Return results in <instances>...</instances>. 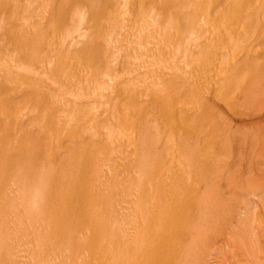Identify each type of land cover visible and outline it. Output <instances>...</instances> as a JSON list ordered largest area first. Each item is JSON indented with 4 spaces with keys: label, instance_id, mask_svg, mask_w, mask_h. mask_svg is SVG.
<instances>
[{
    "label": "bare ground",
    "instance_id": "obj_1",
    "mask_svg": "<svg viewBox=\"0 0 264 264\" xmlns=\"http://www.w3.org/2000/svg\"><path fill=\"white\" fill-rule=\"evenodd\" d=\"M224 4L230 11L217 19L216 8ZM246 33L264 45V0H0V264L196 259L195 241L206 229L194 209L212 197L207 182L199 191L196 181L208 176L210 162L208 145L191 142L184 127L197 126L200 114L218 104L208 99L215 82H233L231 104L246 99L247 84L264 94V69L244 63L242 78L222 65L220 76L204 74L217 41L233 43ZM254 52L264 57V48ZM179 58L183 68H175ZM130 62L134 67L120 74ZM116 80L126 85L122 94L112 91ZM151 99L165 102L164 118L153 117L155 124L138 108ZM244 100L241 105L250 101ZM89 101L95 102L94 112L85 113ZM33 117L39 134L24 126ZM157 119L170 123L161 130ZM104 133L103 146L94 147L93 135ZM201 135L210 143L207 126ZM108 142L126 145L113 165L122 177L115 175L120 182L111 187L104 177L113 163L105 158ZM258 144L263 157L264 129ZM79 174L88 177L81 180ZM83 183L97 197L92 210L86 204L91 213L84 218ZM119 210L124 223L112 219L100 225L105 243L95 244V254L99 220L92 218ZM16 226L27 232L26 238L25 232L18 235L25 239L24 250L12 244Z\"/></svg>",
    "mask_w": 264,
    "mask_h": 264
},
{
    "label": "rangeland",
    "instance_id": "obj_2",
    "mask_svg": "<svg viewBox=\"0 0 264 264\" xmlns=\"http://www.w3.org/2000/svg\"><path fill=\"white\" fill-rule=\"evenodd\" d=\"M216 9L220 12V15L218 16L217 19H219V17L221 16L223 17L226 16L230 11L228 6L225 4L220 5ZM250 36H251L250 33H246L241 37L242 39L239 38L241 42L243 41L242 42L243 44L238 41L239 39L233 41V43L234 42L236 43V44L234 43L235 45H233L231 39H230L231 42L228 41L229 39L228 40L223 39L217 41V43L214 44L211 49V53H210L211 56L209 58V61L205 64V69H207V71H204V74L206 73L209 74L208 72L210 73L212 72V74L217 73L218 75L219 74L221 75L223 72L222 70L221 72H219V69L225 67L224 69H227V71H229L228 72L229 74L235 75L237 74V72H239L237 76L238 78L239 77L242 78L244 76V73H242L241 70L245 68V66L243 65L244 63H246L245 65L252 66L253 69L255 70L257 69L259 70V72L263 73L262 70L260 69H264L261 68L264 65L263 62L264 57L263 55H258V54L256 55L254 51L255 50L258 51L259 49L264 48V45L259 46L257 44H254L255 41L251 42L252 38H250ZM259 36H261L260 33L258 35H255L253 39ZM7 40H11V39L7 37ZM224 40L225 42H227V44L232 43L233 46H231L230 44L229 47V45L225 44ZM221 41L224 42L225 48L223 44H221L222 43ZM226 45H227V51H226ZM236 46L239 49L236 50L235 49ZM216 47L219 48V49L217 48L218 50L224 49L225 51L221 50L218 53L217 50L218 53L217 54L216 49H214ZM231 47H233V49H231ZM228 49L230 50L228 51ZM217 58L220 60L218 61ZM182 62H183L182 58L181 59L179 58L178 61L175 62V68H183L184 65ZM134 64L135 62L127 63L122 68V70L121 69L119 70L120 71L119 73L121 74V72H124L123 70H129L133 68ZM195 64H196L195 62H192L190 63L189 66H193ZM221 65L223 67H221ZM255 70H253V72ZM248 80L249 78H247V82ZM120 82L121 80H116L114 82L115 85L112 86L113 87L112 91L116 92L120 90L118 91L120 93L125 91L126 85H124L123 83L119 84ZM144 82L145 84H147L146 81ZM116 84H118L117 86L119 87H117ZM139 84L143 86L142 82H140ZM214 84L215 86L211 90L210 97H208V99L210 101L212 100L214 102H217L218 104L212 107V109L209 110L207 114H200L203 116L200 118L197 126L196 125L191 126L192 124L191 123L190 125H186L184 127V133L189 134L191 136L190 138L191 142L198 140L194 143H197V145L200 146H202L203 143L208 145L207 154L209 155L208 159L210 162L209 170L206 172L208 176L207 177L203 176L202 178L201 175L203 174H199L201 177H197L198 180L196 182H198V185H200L199 191L204 189L205 183L207 182V186L209 185L208 186L209 192H211L210 194L212 196L211 198L208 199L209 200L208 202L211 203H208L207 206L202 204V206L198 208L196 206L195 208L196 210L194 209V212L197 216L202 215L201 217L203 224L201 223L202 225L201 228H203L202 230L206 229L207 232L206 234H204L206 230L199 232V234H201L202 237L199 240L197 238V240L195 241L196 244L194 246L198 256H196L195 259L193 255L188 261L189 263L187 262L186 264H264V159H263L264 156L263 157L259 156V153H261L259 148H261V146L259 147L260 144H258L260 141V135L262 134L264 129V113H263L264 110H262L264 109L262 108L264 105V94H261L260 92L256 93L259 90H257L254 86L253 88L252 87L253 84L252 85L247 84L248 87L247 88L245 87L243 91L245 94L248 93L244 95L245 98L247 99V100L245 99L246 101L250 100L249 103L244 102L243 105H241L244 100L243 99L237 101L238 104L236 103L231 104L229 103V101L231 100L230 97L234 95L233 93H235V90L232 86L233 82H228L224 86L221 82H215ZM228 87L230 89H228ZM251 87L253 88V90ZM254 90H256L254 92L255 94L253 93L250 94V92H253ZM143 101H144V105H141L138 108L144 110L145 111V112L143 111L144 113L147 112L146 118L149 117L147 115H150L148 121L149 123L151 122V124H155L154 121L155 119L153 117L162 116L164 118L163 115H165L166 113L165 111L166 109L164 105L165 102H162L161 99L154 101L152 99L146 101L142 100L141 102ZM95 102H99V100ZM95 102L94 103L91 101L88 102V104L89 103L90 104L89 105L87 104L88 106L86 105L87 107L85 108L86 109L85 113L94 112ZM259 110L261 112H259ZM260 113L262 115L259 116L258 114ZM191 115L195 116L197 114L196 112H194ZM191 115H189L190 117L188 116V118H191L192 117ZM181 119L183 120V122H185L187 117L183 116ZM157 121L160 122L159 124L161 130L165 128L168 123H170V122H166L167 123L166 124L165 122H162L158 119ZM163 124L165 125L164 127ZM26 125L27 127H29L28 130L31 134H35V133L39 134L40 131L38 129L35 131L37 126L36 118L34 117L30 118L24 126ZM203 125L204 127L207 126V129L209 130V135L207 137L208 140H210V143L209 142L206 143V141L202 142L206 138V137L203 138V136L201 135V131L203 130ZM194 126L196 127L194 128ZM187 129L189 130L187 131ZM95 135H97V137L93 139L94 142L92 141L93 146L94 147L103 146L102 144H104L106 141L103 138L105 137V133L101 135L94 134L93 136ZM152 135L153 132H151L150 137H153ZM197 135L199 136L197 137ZM44 141H46V139ZM109 143L111 144V142H108L109 150L108 149L107 150L111 152H108L107 157L105 158H107L108 161L107 163H109L110 161H112L113 163L110 162L109 164L112 163L111 166L108 164L109 168L106 169L107 170L112 169V170L111 172L108 171L109 172L108 174L105 173L107 171L104 170L105 174L104 173L102 174H104L105 175L104 177L107 179L105 180L106 182L105 184L111 187V185L113 186L114 183L120 182V180L118 179L119 177H122L121 176L122 173H119L121 168H117V165H115L114 167L116 170H113L114 169L113 165L116 163V161H118V157H120V155L122 156V153L126 151L125 150L126 145L123 146L122 144H120L119 147V146L109 145ZM250 144L254 146H250ZM253 147L258 148V153H255L257 152V150ZM166 149L167 148H165L164 150ZM114 150H117V152ZM116 153L117 156H115ZM109 154L111 157L109 156ZM115 157H117V159ZM122 157L120 159H122ZM116 172L119 174H117ZM106 175H110L112 181H110V178L109 179L107 178L110 176H106ZM115 175H117L118 179H116L117 177H115ZM79 176H83L81 177V180L82 178L85 180V178L88 177L83 174H79ZM84 180L83 182H86ZM112 182L113 184H110ZM87 186H88L87 183H83V187H82L83 191L86 192L87 190V192H89V194L86 192L87 195L86 194L84 195V201L82 206L84 210L81 209V212L85 211L83 212L84 214H82L83 218L87 216L86 214L89 215V213H91V211L90 212L86 211L88 207L86 204L88 202L92 203L91 201H93L94 199L97 200V197L94 194H92V192H90L91 189H88ZM132 190H134V188ZM90 203H88V205H90L88 209L92 210L93 206L91 207V205H93V203L92 204ZM122 211L121 210L116 211L115 216L113 215L112 212L108 213V211H100L101 214L99 213L97 214L98 216L96 215L97 216L96 218H92V220L95 219L99 220L97 222L99 228L97 227V231L95 232L97 233L98 237L96 238L95 243L92 245L93 248L95 249L94 252L95 254H97L96 253V250H98L97 246L99 245L100 247H102L101 245L105 243V239L99 237L100 225H103L105 222L108 221L111 222L112 219L124 223V218L126 217H124V212ZM203 211H205L206 214ZM133 216H138V214H135ZM129 220H127L125 223L132 222V219ZM88 223L89 225H91L90 220ZM118 225L119 224H117L115 228H117ZM18 226L15 227L16 232L13 233L14 235H16V233L18 234L16 236H12V240H13L12 244L15 242V244H17L16 247L21 246L22 242L23 244H25L24 241L25 239L23 237L26 238L27 235L26 230L24 229L25 230L24 231L23 227L20 229ZM22 232H25L26 234L24 233L22 235L21 234ZM19 234H21L23 237L18 236ZM19 237L20 238L22 237L23 240L19 239ZM106 241L110 242L109 238H107ZM91 243L92 242H90V244ZM95 244L97 246H95ZM22 247L24 250V246H21L20 248ZM20 248L18 249L20 250ZM94 253H92V255ZM47 258L50 259V255H48ZM32 263L35 264L34 261Z\"/></svg>",
    "mask_w": 264,
    "mask_h": 264
}]
</instances>
